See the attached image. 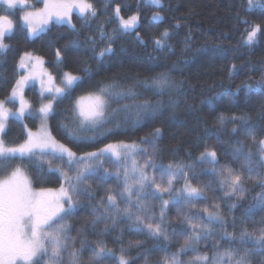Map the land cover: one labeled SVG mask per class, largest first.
<instances>
[{"label":"snow or ice","instance_id":"obj_1","mask_svg":"<svg viewBox=\"0 0 264 264\" xmlns=\"http://www.w3.org/2000/svg\"><path fill=\"white\" fill-rule=\"evenodd\" d=\"M37 7L32 0H0V56L10 48V40L16 28L12 13L19 12L29 38L37 37L49 24L65 25L76 39L69 44H79L81 29L91 30L100 9L96 0H41ZM154 6L153 21H163L160 10L163 0H142ZM114 0H101L105 12L110 8L109 23L115 24L110 31L104 23L96 26V38L85 37L97 61L114 53L115 40L125 34H135L139 44H145L138 31L140 24L139 4L136 11L127 17L121 14V5ZM125 7H127L125 5ZM264 16V0H241L236 12L241 46L254 48L264 38V22L250 20L254 11ZM73 12L81 21V28L73 23ZM191 12V10H190ZM180 22L174 25L180 28ZM172 31L164 28L152 37L154 48L159 51H174L169 43ZM97 39L103 47L97 49ZM191 32L185 35V50L191 47ZM68 44L55 48L57 74L45 67L40 55L24 51L15 66V78L8 94L0 99V264H133L128 249L139 250L144 241L123 239L126 224L142 233L146 240L157 244L162 255L153 260L148 253L136 259L143 264H264V125L254 122L251 113L240 110L221 112L216 117L218 129L230 126V134H241L245 139L225 141L221 132H209L215 143L205 140L203 151L192 159H177L173 156L164 162V153L159 144L163 129L154 127L148 137L136 140H116L97 145V140L126 135L131 124L135 129L146 118H154L166 107L175 108L178 101L173 93L183 85L175 81L168 71H161L144 80H119L115 77L101 81L86 95L78 96L67 110L61 123L67 143L53 136L49 120L54 115V105L70 98L73 91L91 79V70H64L63 64ZM249 71L254 66L248 65ZM235 62L229 68V78L244 71ZM260 79L252 81L251 75L237 85L245 94H264V70ZM39 85L40 103L33 105L25 95V88ZM151 92L153 99L144 95ZM47 101V102H45ZM211 103V101H209ZM113 105H116L113 107ZM10 119L18 120L26 131L22 143L6 141V128ZM26 119L39 121L36 131L28 128ZM264 120V116L260 117ZM92 132L88 136L86 133ZM99 132L100 135H96ZM230 143L231 152L223 164L216 145ZM94 148L78 152L75 147ZM236 162L238 166H233ZM28 165L35 168L42 178L45 172L57 174L58 188L33 187V178ZM45 165L47 166L45 168ZM201 166H207L204 169ZM199 168V173H198ZM207 172L212 178L201 181L199 174ZM256 182L260 191L252 197V203L239 217L236 210L250 193L247 185ZM104 185L102 195L96 188ZM217 189L222 195H217ZM212 192L209 201L207 193ZM227 198V199H225ZM87 200L90 211L79 227L74 218ZM200 201H204L200 205ZM227 207V213L222 210ZM175 209V217L170 209ZM261 213L259 220L254 217ZM174 220L178 227H172ZM98 232H95L98 226ZM231 229V230H229ZM96 234L89 242L88 231ZM115 233L114 249L101 237ZM180 238L183 242L175 251L169 245ZM211 241V244H209ZM204 250H201V245ZM85 245H89L87 260ZM188 253L192 255L183 260Z\"/></svg>","mask_w":264,"mask_h":264},{"label":"trees","instance_id":"obj_2","mask_svg":"<svg viewBox=\"0 0 264 264\" xmlns=\"http://www.w3.org/2000/svg\"><path fill=\"white\" fill-rule=\"evenodd\" d=\"M115 3L121 5V14L125 17L133 14L139 4L141 17L138 31L145 40V44H139L134 33L119 36L113 44L114 53L100 61L95 59L91 46H86L85 37L92 35L96 38V26L100 23H104L107 31L115 26L114 22H108V18L112 15L111 8L105 12L101 0H96V6L100 9L98 18L92 22L90 31L81 29L78 45L69 44V41L76 37L65 25L49 24L47 29L37 37L29 38L23 22L19 20V15H16V28L10 40L11 48L6 54L0 56V99L8 94L15 78L16 63L24 51L42 56L46 62L45 67L53 74H57L59 69L55 67V48H63L65 44H68L63 69L75 71L87 67L91 70L92 78L85 79L84 83L73 91L70 98H65L54 105L55 112L49 120V127L53 136L61 142H68L61 123L65 119L67 110L78 96L86 95L98 83L113 77L119 80L142 81L161 71H168L175 81L182 82L183 86L172 96L173 100L178 101V106L166 107L161 114L154 118H146L135 129L131 127V124L126 125L128 128L126 135L117 134L103 141L97 140L98 146L116 140L139 141L141 137H148L154 127H161L163 136L159 146L164 153V162L167 163L173 156L177 159H187L186 153H191L192 159H195L203 151L206 139L209 144L215 143L214 136L208 137L209 132L215 133L219 130L222 139L230 142L245 139L239 133L232 136L230 126L218 129L215 121L221 112L247 111L252 114L254 122L258 125V131L260 130V126L264 125V120L260 119L264 116V94L246 95L243 89L236 93L237 85L249 75L252 77L251 82H254L261 78V70H264V38L260 39L258 44L251 49L241 46L240 43V33L243 28L237 25L236 12L239 10L241 0H163L164 7L160 11L164 19L160 22L152 20V14L157 9L144 4L142 0H114L112 7ZM72 19L77 28H81V21L77 18V14H74ZM249 19L264 22V16L258 10L254 11ZM177 21L181 25L179 29L174 28ZM164 28L172 31L169 41L174 49L172 52L156 50L152 43V37L159 35ZM189 31L192 35L191 47L185 50V35ZM96 46L97 49L103 47V42L97 39ZM233 62L238 67L243 64L245 68L235 78L230 79L229 68ZM248 65L254 66V70L250 72ZM25 93L34 106L40 103L38 86L28 87ZM144 95L153 99V102L156 99H163L165 105L169 102L167 96L153 97L151 92H145ZM24 122L32 130H36L39 125V121L34 119H26ZM5 132V139L9 143H22L26 136V131L20 121L13 119H10ZM86 135L91 136L93 133L88 132ZM96 135L99 136L100 133L97 132ZM216 147L220 162L223 164L226 159L230 158L227 155L231 152L230 143L217 144ZM74 150L82 152L94 150V148L81 145L80 147L74 146ZM233 166L238 165L233 162ZM201 167L207 168V166ZM28 171L33 178V187H59L57 174L45 172L41 178L31 165H28ZM198 178L201 181H207L212 177L205 171L199 174ZM93 186L96 188L97 196L103 194L104 185L96 187L94 183ZM247 187L251 191L247 199L242 201L236 210L237 217L252 203V197L260 191L256 182H250ZM216 194L222 195L218 189ZM207 198L209 201L213 198L212 192L207 193ZM199 203L202 205L204 201ZM222 210L227 213V207L223 204ZM89 211L88 201L82 200L73 221L76 227L85 222ZM169 215L175 217L174 208L170 209ZM261 215L258 212L254 218L259 220ZM178 226L179 221L174 220L172 227ZM100 227L102 225L98 226L95 232H98ZM120 227L123 228L125 245L129 240L144 241L139 250L136 246L128 249L133 258V264H143L142 258L136 259L142 253L150 254L153 260L162 255L159 248L164 246L163 242L157 244L152 240H146L142 233L129 228L126 224H121ZM95 232L88 231L87 238L90 243L97 238ZM114 236L115 233L101 238L108 243L109 247L115 249L117 245L113 244ZM182 242L180 238H176L175 242L168 246L169 250L175 251ZM200 247L204 250L203 244ZM83 255L87 260L90 255L89 245H85ZM191 255L192 253H188L181 258L187 260Z\"/></svg>","mask_w":264,"mask_h":264},{"label":"rangeland","instance_id":"obj_3","mask_svg":"<svg viewBox=\"0 0 264 264\" xmlns=\"http://www.w3.org/2000/svg\"><path fill=\"white\" fill-rule=\"evenodd\" d=\"M32 3H34L37 7H42L43 5H42V2H41V0H32ZM16 15H19V12H14V13H12V16H13V18H14V20L16 21V19H15V16ZM49 26V25H48ZM35 55V54H34ZM36 86H38V89H39V85L38 84H36ZM28 87H26L25 88V91H26V89H27ZM25 95H26V93H25ZM26 98L31 102V100L26 96ZM45 102H47V101H45ZM25 123V122H24ZM38 127H39V125H38ZM28 128H30L29 126H28ZM38 129V128H37ZM36 129V130H37ZM36 130H33V131H36ZM6 131V130H5Z\"/></svg>","mask_w":264,"mask_h":264},{"label":"flooded vegetation","instance_id":"obj_4","mask_svg":"<svg viewBox=\"0 0 264 264\" xmlns=\"http://www.w3.org/2000/svg\"><path fill=\"white\" fill-rule=\"evenodd\" d=\"M76 14L75 12H73V15Z\"/></svg>","mask_w":264,"mask_h":264}]
</instances>
